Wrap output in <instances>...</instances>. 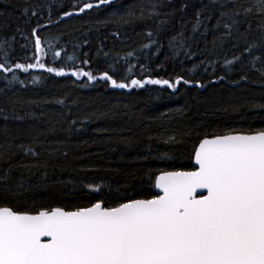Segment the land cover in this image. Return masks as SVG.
I'll list each match as a JSON object with an SVG mask.
<instances>
[{"label":"trees","instance_id":"1","mask_svg":"<svg viewBox=\"0 0 264 264\" xmlns=\"http://www.w3.org/2000/svg\"><path fill=\"white\" fill-rule=\"evenodd\" d=\"M236 6L239 31L221 40L214 0H0V63L13 69L0 72V207L152 199L159 175L195 169L203 138L264 129V12L258 0ZM37 59L45 69L15 68ZM105 72L118 83L182 79L121 89Z\"/></svg>","mask_w":264,"mask_h":264},{"label":"snow or ice","instance_id":"2","mask_svg":"<svg viewBox=\"0 0 264 264\" xmlns=\"http://www.w3.org/2000/svg\"><path fill=\"white\" fill-rule=\"evenodd\" d=\"M214 2L223 9L216 27L227 30L220 39L230 38L241 23L236 0ZM258 6L264 12V0H258ZM91 8L87 3L80 11ZM246 35L240 33L241 38ZM253 47L257 45L247 51ZM35 49L41 58L45 55L38 35ZM15 68L27 73L46 65L37 59L16 63ZM46 70L67 75L63 69ZM12 71L0 63V72ZM71 75L96 79L83 70ZM101 79L113 88L151 84L176 89L182 78L132 79L129 84L105 72ZM194 160L198 167L192 171L159 175L155 187L162 194L152 199H129L112 207L99 201L75 211L56 207L35 215L0 207V264H264V129L203 138Z\"/></svg>","mask_w":264,"mask_h":264},{"label":"water","instance_id":"3","mask_svg":"<svg viewBox=\"0 0 264 264\" xmlns=\"http://www.w3.org/2000/svg\"><path fill=\"white\" fill-rule=\"evenodd\" d=\"M198 166L195 164V160H194V168H197ZM156 191H157V194H162L161 190L159 188L156 187ZM206 194V192H205ZM35 215V214H33ZM45 240L48 239V238H44Z\"/></svg>","mask_w":264,"mask_h":264},{"label":"rangeland","instance_id":"4","mask_svg":"<svg viewBox=\"0 0 264 264\" xmlns=\"http://www.w3.org/2000/svg\"><path fill=\"white\" fill-rule=\"evenodd\" d=\"M112 1H115V0H111V2H112Z\"/></svg>","mask_w":264,"mask_h":264}]
</instances>
